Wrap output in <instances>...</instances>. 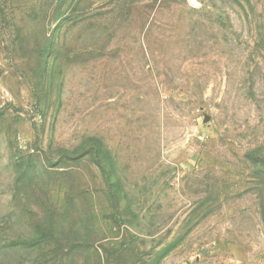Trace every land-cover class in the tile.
<instances>
[{
    "label": "rangeland",
    "instance_id": "374dc122",
    "mask_svg": "<svg viewBox=\"0 0 264 264\" xmlns=\"http://www.w3.org/2000/svg\"><path fill=\"white\" fill-rule=\"evenodd\" d=\"M0 264H264V0H0Z\"/></svg>",
    "mask_w": 264,
    "mask_h": 264
}]
</instances>
